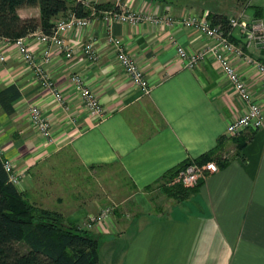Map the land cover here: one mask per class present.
I'll list each match as a JSON object with an SVG mask.
<instances>
[{
	"label": "crops",
	"instance_id": "crops-1",
	"mask_svg": "<svg viewBox=\"0 0 264 264\" xmlns=\"http://www.w3.org/2000/svg\"><path fill=\"white\" fill-rule=\"evenodd\" d=\"M131 1L139 11L169 8L175 19L191 10L226 15L232 10L199 6L207 0ZM190 2L198 4L187 7ZM247 3L242 14L264 18L262 8H258L262 16H256L257 8L250 0ZM19 12L23 17H40L38 6H24ZM112 31L143 69L150 94H143L125 74L100 17L92 28L66 36V43L73 46L71 58H65L57 45L52 47L48 69L63 94L62 102L39 84L11 43L0 41V49L9 55L0 63V88L17 84L21 90L13 114L0 105V145L3 156L24 173L22 191L32 202L63 213L67 222L82 225L103 207L96 193L84 198V187L93 178H108L117 168L130 187L120 203L124 211L89 231L98 237L117 236L123 247L122 264H264V127L227 137V127L244 113V103L213 57L188 69L177 54V44L196 51L209 40L179 23L117 22ZM84 43H93L99 51L96 62L86 58ZM30 47L39 53L36 41ZM248 52L260 59L264 49L252 47ZM234 64L251 91L260 96L255 68L239 58ZM75 74L83 75L95 91L105 118L88 114L72 83ZM35 104L50 119V140L30 120ZM220 137L228 138L224 153L231 162L206 172L199 180L203 183L192 186L186 199L166 193L163 175L184 160L210 151ZM242 143L246 145L239 150Z\"/></svg>",
	"mask_w": 264,
	"mask_h": 264
},
{
	"label": "built area",
	"instance_id": "built-area-1",
	"mask_svg": "<svg viewBox=\"0 0 264 264\" xmlns=\"http://www.w3.org/2000/svg\"><path fill=\"white\" fill-rule=\"evenodd\" d=\"M76 1L91 9L89 17L77 16L74 12H70L67 16L55 20L50 34L36 32L13 41L0 38L2 43L12 44L16 55L33 70L39 84L48 89L57 101L62 102L64 97L56 86L48 65L53 60V45H57L65 58L72 57L73 46L66 43L65 40L69 33L75 30L92 28L95 19L100 17L106 27L107 42L116 49L117 61L129 79L141 89L143 94L147 95L151 92L149 80L137 61L127 52L122 38L114 35L112 27L117 22L132 26H138L146 21L159 25L179 23L185 28L198 31L209 40L204 48L196 51H189L182 45L177 44V54L184 67L194 69L208 56L213 57L245 105L244 113L228 125L226 136L231 138L241 135L245 131H258L264 127V62L248 52L252 47L264 49V18L248 19L245 14L229 15V30H226L220 24L213 23L210 17L211 12L207 9L203 11L191 10L182 18L175 19L169 8L157 6L153 9L154 11H139L133 7L131 0H115L113 8L103 10H98L95 7L102 0ZM31 41H36L39 46V53L31 49ZM82 50L90 62H96L100 57V53L93 43L82 44ZM8 57L7 51L0 49V63H5ZM235 58L243 59L257 71L261 86L260 96L255 95L243 79L234 64ZM72 83L82 98L88 114L95 119L105 118L107 113L95 91L86 83L85 77L75 74L72 77ZM30 120L34 128L46 140L52 138L50 119L44 115L38 104L31 106ZM0 155H3L1 145ZM4 169L8 174L9 181L22 190L24 173L17 170L15 162L4 157ZM218 170L219 167L214 161L203 166L192 163L182 169L171 184L181 183L185 187H192L197 185L201 178H204L206 172L212 173ZM113 211V206H106L98 213L88 215L81 227L91 230L96 225H104L109 222Z\"/></svg>",
	"mask_w": 264,
	"mask_h": 264
},
{
	"label": "trees",
	"instance_id": "trees-1",
	"mask_svg": "<svg viewBox=\"0 0 264 264\" xmlns=\"http://www.w3.org/2000/svg\"><path fill=\"white\" fill-rule=\"evenodd\" d=\"M24 6H38L40 17H23L19 9ZM95 7L110 9L114 4L99 2ZM70 12L82 17L91 15V9L76 0H0V38L13 41L38 31L50 34L55 20ZM255 14L262 16V11L257 8ZM210 17L213 23L229 30L228 15L211 13ZM260 60L264 62V52ZM20 97L17 84L0 88L2 110L13 114ZM227 139L220 137L210 151L168 170L163 175L166 193L177 200L190 195L193 188L171 182L192 163L203 166L214 161L220 169L225 168L232 159L224 153ZM245 145L239 144L238 149L242 150ZM99 248L100 239L94 233L83 229L81 224L67 222L63 213L32 202L24 191L12 184L4 169V157L0 155V264H100Z\"/></svg>",
	"mask_w": 264,
	"mask_h": 264
},
{
	"label": "rangeland",
	"instance_id": "rangeland-1",
	"mask_svg": "<svg viewBox=\"0 0 264 264\" xmlns=\"http://www.w3.org/2000/svg\"><path fill=\"white\" fill-rule=\"evenodd\" d=\"M253 8H262L264 10V0H250ZM248 0H210L206 3L199 4V6H206L210 10H221L223 8L230 9L231 12L228 15L238 16L245 12L248 6ZM187 7L197 6L198 3L190 2L185 3ZM250 14V13H249ZM247 16V15H246ZM264 16V15H263ZM252 15H248V19ZM107 177V176H106ZM93 178L90 181L89 186L84 187L85 196L84 198H89L90 195L99 196V201L101 203V208L106 206H113L114 213H122L124 208L121 207L120 203L124 201L130 191V187L126 185L125 179L121 176V171L119 169H113L108 178ZM88 182V181H87ZM86 185V184H83ZM22 191V190H21ZM99 192V193H97ZM165 192V191H163ZM101 210V209H100ZM176 210H168V213L177 214ZM100 264H122L123 257V247L121 246V240H118L117 236H100Z\"/></svg>",
	"mask_w": 264,
	"mask_h": 264
}]
</instances>
